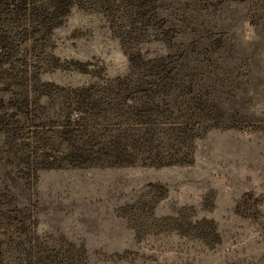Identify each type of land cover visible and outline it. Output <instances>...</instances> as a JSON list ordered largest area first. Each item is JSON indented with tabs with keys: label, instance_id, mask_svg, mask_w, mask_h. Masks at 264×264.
<instances>
[{
	"label": "rangeland",
	"instance_id": "obj_1",
	"mask_svg": "<svg viewBox=\"0 0 264 264\" xmlns=\"http://www.w3.org/2000/svg\"><path fill=\"white\" fill-rule=\"evenodd\" d=\"M0 264H264V0H0Z\"/></svg>",
	"mask_w": 264,
	"mask_h": 264
}]
</instances>
